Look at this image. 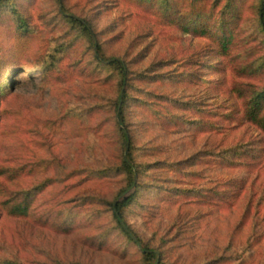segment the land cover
Returning <instances> with one entry per match:
<instances>
[{
  "label": "rangeland",
  "instance_id": "rangeland-1",
  "mask_svg": "<svg viewBox=\"0 0 264 264\" xmlns=\"http://www.w3.org/2000/svg\"><path fill=\"white\" fill-rule=\"evenodd\" d=\"M61 2L130 73L140 189L124 215L138 241L111 209L127 186L119 76L57 0H15L24 28L0 13V264H145L146 248L162 264H264V132L232 90L264 93L258 1ZM184 13L211 31L232 23L227 66L210 54L216 41L178 22ZM19 197L28 213L11 216L5 201Z\"/></svg>",
  "mask_w": 264,
  "mask_h": 264
},
{
  "label": "trees",
  "instance_id": "trees-1",
  "mask_svg": "<svg viewBox=\"0 0 264 264\" xmlns=\"http://www.w3.org/2000/svg\"><path fill=\"white\" fill-rule=\"evenodd\" d=\"M257 20H258V29L264 36V0H257ZM58 5L61 7V15L69 23L71 26L76 28L83 37L87 39V41L91 44L93 50V56L95 61L104 67H108L110 70H113L120 78L119 83V97L117 102V107L115 110V114L117 117V122L119 126V131L124 142L125 151L122 159V171L126 174L127 178V186L124 189L123 193L111 204L112 215L117 225L121 229V231L131 240L138 241L135 233L132 231L130 226L126 223L124 211L128 208L135 200L138 190L140 189L139 179H138V170L137 165L135 164L133 152L135 147L133 142L131 141L130 136L128 135L126 129V101L128 99V79H129V70L127 64L115 57H105L103 47L99 44L97 40V35L93 30V26L86 19H80L73 14H69L66 10V7L62 5L61 0H57ZM17 5L15 0H0V13L10 11L19 23L20 28L25 27V21L22 18L21 14L17 11ZM182 20L178 21L183 24V28L187 31L193 30L195 33L205 34L207 37H210L214 41H216V45L211 50V56L214 57V62L222 63V67L227 66L226 59L230 57L231 50L233 46H235L236 33L232 27V23L230 25L226 24L222 26L220 29H216L215 31L206 29V18L199 17V19H195L191 23L189 14H182ZM231 26V27H230ZM234 26V25H233ZM238 58V57H236ZM220 61V62H219ZM27 66H22V68ZM207 67H205L206 69ZM215 68V67H213ZM223 70L221 69L219 72L223 74ZM9 77L4 76V80L0 83V92L4 86L3 82L7 80ZM10 82H7L10 85ZM234 97L237 102L241 105L239 109L244 115V118L248 120L251 124L260 128L261 131L264 132V93L262 94H254L255 88L253 85H242L239 87H235L233 89ZM249 150H243L241 154H248ZM262 151L256 155V159L261 158ZM30 195V194H29ZM125 195V196H124ZM5 211L11 216L16 215H27L29 210V202L27 198H18L13 200L5 201ZM26 213V214H25ZM136 241V242H137ZM144 263L145 264H162L161 260L158 259V253L153 250L144 249Z\"/></svg>",
  "mask_w": 264,
  "mask_h": 264
}]
</instances>
